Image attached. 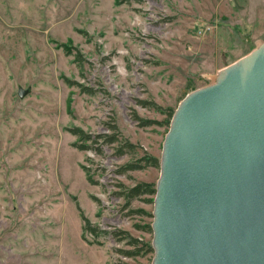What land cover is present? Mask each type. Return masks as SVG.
<instances>
[{
    "label": "rangeland",
    "instance_id": "rangeland-1",
    "mask_svg": "<svg viewBox=\"0 0 264 264\" xmlns=\"http://www.w3.org/2000/svg\"><path fill=\"white\" fill-rule=\"evenodd\" d=\"M263 42L264 0H0V264L150 263L152 253H119L130 246L113 234L152 239L136 225L151 217L128 215L114 194L160 175L155 166L117 172L162 154L166 126L133 115L166 114L138 100L176 110ZM19 86L31 91L21 98ZM112 124L136 153L116 155L118 142L102 152L74 145L70 128L96 136ZM132 208L153 212L139 199ZM82 212L94 231L83 230Z\"/></svg>",
    "mask_w": 264,
    "mask_h": 264
},
{
    "label": "water",
    "instance_id": "water-1",
    "mask_svg": "<svg viewBox=\"0 0 264 264\" xmlns=\"http://www.w3.org/2000/svg\"><path fill=\"white\" fill-rule=\"evenodd\" d=\"M151 225L152 264H264V42L179 103Z\"/></svg>",
    "mask_w": 264,
    "mask_h": 264
},
{
    "label": "trees",
    "instance_id": "trees-1",
    "mask_svg": "<svg viewBox=\"0 0 264 264\" xmlns=\"http://www.w3.org/2000/svg\"><path fill=\"white\" fill-rule=\"evenodd\" d=\"M69 84H75L77 82H74L70 79H67ZM81 85V84H79ZM84 91H88L90 93H93V90L90 88H85ZM139 104H141L144 107H148L150 109H154L155 111H158L160 113L166 114V118L164 120H158V119H151V118H143L136 112L134 113V119L138 122V124L142 127L151 126V125H164L167 128V131L170 127L171 119L173 117V114L175 112V109L171 108L167 111L163 106L155 102L154 100L149 99H143L138 100ZM110 129L113 131L111 133H100L96 136H93L91 133H87L84 129L81 127H74L70 128V131L77 135L79 137V140L81 143H75L74 145L77 146L80 149H89L94 148L98 151H104L103 150V144L105 143L107 145H114V143L118 142L117 146L115 147V153L116 155H124L126 153H136L138 145L134 144L128 139H123L120 137L118 126L116 124H112L109 126ZM99 139H102V142L100 144H97L96 146L94 144L99 143ZM160 161L161 157H158L156 155L145 153L143 156L139 158H135L133 160H130L126 164L120 166V168L117 170L118 173H128L132 170H143L146 169L149 166H155L160 168ZM84 170L86 171L87 178L91 183H97V180H94L93 177L89 173V168L84 166ZM120 190L114 191V194L118 195L119 197H122L124 199V208L128 209L127 214H133L138 213L142 216H149L151 217V220L148 222H144L143 224H136L137 227L143 231L149 232L152 234L153 238V229H152V221H153V212H149L145 210L144 208H132V204L135 200H143L147 203L154 204V198L156 195V183L154 182H147V181H139L135 183L132 186H128L124 183H119ZM82 219L84 221L83 224V230L84 231H94V228L92 227L91 220L84 214V212L81 213ZM113 234L118 236V240L122 241L123 239H127V245H129V248H119L117 251L125 256L129 257H135L141 254H147L152 253L154 255V248L152 246V239L151 240H145L144 238L133 236L130 232L126 230H118L115 231ZM153 259V257H152ZM152 259L150 263L152 264ZM124 264H129L127 262H124Z\"/></svg>",
    "mask_w": 264,
    "mask_h": 264
},
{
    "label": "built area",
    "instance_id": "built-area-1",
    "mask_svg": "<svg viewBox=\"0 0 264 264\" xmlns=\"http://www.w3.org/2000/svg\"><path fill=\"white\" fill-rule=\"evenodd\" d=\"M202 31V30H201Z\"/></svg>",
    "mask_w": 264,
    "mask_h": 264
}]
</instances>
